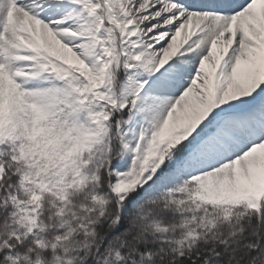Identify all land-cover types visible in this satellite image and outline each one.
Instances as JSON below:
<instances>
[{"label":"snow or ice","instance_id":"snow-or-ice-1","mask_svg":"<svg viewBox=\"0 0 264 264\" xmlns=\"http://www.w3.org/2000/svg\"><path fill=\"white\" fill-rule=\"evenodd\" d=\"M0 264H264V0H0Z\"/></svg>","mask_w":264,"mask_h":264}]
</instances>
